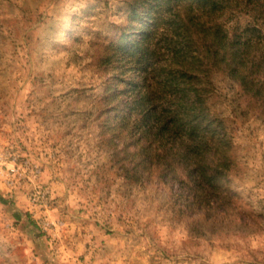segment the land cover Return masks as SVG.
I'll list each match as a JSON object with an SVG mask.
<instances>
[{
	"label": "clouds",
	"instance_id": "9594fccd",
	"mask_svg": "<svg viewBox=\"0 0 264 264\" xmlns=\"http://www.w3.org/2000/svg\"><path fill=\"white\" fill-rule=\"evenodd\" d=\"M0 264H264V0H0Z\"/></svg>",
	"mask_w": 264,
	"mask_h": 264
}]
</instances>
